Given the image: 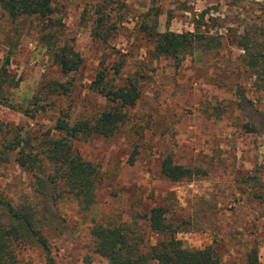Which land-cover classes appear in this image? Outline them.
<instances>
[{"label": "rangeland", "instance_id": "rangeland-1", "mask_svg": "<svg viewBox=\"0 0 264 264\" xmlns=\"http://www.w3.org/2000/svg\"><path fill=\"white\" fill-rule=\"evenodd\" d=\"M104 2L52 0L50 20L12 19L0 7V66L9 56L13 78L4 87L0 125L4 138L19 133L30 140L25 151L36 149L60 110H69L73 123L110 106L91 88L101 68L109 84L132 78L141 88L113 136L73 141L99 169L95 200L88 207L71 196L53 200L37 193L35 172L17 164L16 152L0 163V198L37 210V228L57 264H107L94 250L90 231L95 224L136 220L145 244L155 243L159 236L137 215L154 205H164L168 221L182 229L176 238L183 247L212 246L225 264H243L253 248L264 264V81L247 62L253 48L264 56V0ZM102 17L115 28L94 35L92 27ZM49 22L59 23L50 29ZM144 22H153L158 32L196 31L203 39L178 60L156 56ZM48 30L58 44L80 54L75 72L64 76L57 70L47 48L52 40H41ZM48 80L70 89L49 94L41 88ZM167 154L205 174L167 180L160 173ZM0 218L7 220L1 205ZM14 255L17 264H46L36 243L15 244Z\"/></svg>", "mask_w": 264, "mask_h": 264}, {"label": "trees", "instance_id": "trees-1", "mask_svg": "<svg viewBox=\"0 0 264 264\" xmlns=\"http://www.w3.org/2000/svg\"><path fill=\"white\" fill-rule=\"evenodd\" d=\"M108 2L114 3V0H105L104 3ZM100 6L102 7V4ZM0 7L12 19L36 16L50 20L53 12L52 0H0ZM112 7L111 5L108 9L111 10ZM104 17H108V14H104ZM56 23L59 22H49L47 26L53 29ZM92 28L95 29L94 35H100L101 28H104V31L113 30L115 24L113 22L107 24L102 17ZM143 30L153 43L154 55L170 57L174 60L193 51L203 39L196 31L158 32L153 22H144ZM54 37V32L48 30L41 36V40L45 43L52 40V44L47 45L50 57L57 70L67 76L79 68L81 56L68 44H58L55 40L57 38ZM248 52V65L253 69L256 77L264 81L263 54L255 48ZM8 64L9 56H6L0 66V103L3 104H6L7 100L4 87L13 81ZM119 69V65H116L114 70L118 72ZM106 77L105 68H101L91 88L104 96L111 103L110 106L95 117L76 118L73 123L70 122L69 110H60L53 126L35 150L25 151L27 147H31V142L25 140L19 133L11 139L4 138L0 125V163L9 159L10 152H16L14 159L17 164L29 172H35L32 173L36 180L35 188L40 195L49 196L53 200L71 196L83 207L93 203L99 169L93 162L81 156L74 148L73 141L94 134L103 137L113 136L125 122L126 109L135 105L141 93L136 79L128 78L122 84H109ZM41 88L49 94H64L70 89L64 82L55 80L43 82ZM35 97L36 108H42L43 106L38 104L39 96ZM45 162L49 166L48 171ZM160 173L172 182L191 180L205 174L199 167H189L174 162L171 154L161 158ZM0 205L5 210L7 218L5 221L0 218V264H17L14 247L15 244L22 242L38 244L44 251L46 264H57L37 228V223H40L37 210L34 207L19 208L2 198ZM167 211L164 205H154L143 215L137 214L148 230L159 236L151 245L145 244L138 223L134 219L129 223L122 221L113 226L93 225L90 232L95 252L104 257L107 264H150L152 261L158 264H225L212 246L183 247L176 238V233L182 229L172 221H168ZM243 264H259L255 249L251 248L246 253Z\"/></svg>", "mask_w": 264, "mask_h": 264}]
</instances>
